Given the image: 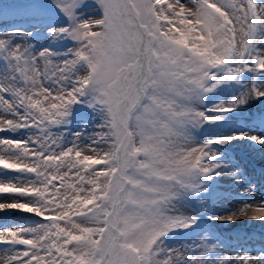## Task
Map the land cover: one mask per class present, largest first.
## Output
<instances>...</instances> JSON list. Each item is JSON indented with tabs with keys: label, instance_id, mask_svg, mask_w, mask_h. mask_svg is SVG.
<instances>
[{
	"label": "snow or ice",
	"instance_id": "obj_1",
	"mask_svg": "<svg viewBox=\"0 0 264 264\" xmlns=\"http://www.w3.org/2000/svg\"><path fill=\"white\" fill-rule=\"evenodd\" d=\"M14 10L33 30L0 27V264H264L193 209L224 179L245 195L208 221L264 223V186L217 151L264 136L192 134L264 101V0H20L0 24Z\"/></svg>",
	"mask_w": 264,
	"mask_h": 264
},
{
	"label": "rangeland",
	"instance_id": "obj_2",
	"mask_svg": "<svg viewBox=\"0 0 264 264\" xmlns=\"http://www.w3.org/2000/svg\"><path fill=\"white\" fill-rule=\"evenodd\" d=\"M0 2L3 3H13V2H20V0H0ZM97 5L92 4L90 9L86 13L87 18L94 17L96 15H102L101 13L95 12L93 9H95ZM5 20H7L8 24H0V27H7L8 29H23V30H33V25L30 21L27 19L22 18V13H18L17 11H12L10 14L4 17ZM64 46L70 47L71 44L69 42H62ZM63 50V48H61ZM238 85H230L225 86L222 89H218L216 92L209 94L206 98L203 104H198V107L203 110L205 107H212L219 103H228L233 96L236 94L238 90ZM261 111H264V101H255L250 103L248 106H246V110L241 111L237 110V113H229L227 116L218 123L215 124H204L202 127L194 130L192 133L197 140L204 141L207 139H215L223 135H232L235 132L243 131L245 128L248 130V127H246L247 124L252 123L258 125L259 121L257 120H249L246 121L244 118L249 116V113H259ZM84 117L90 118V110H85L83 113ZM209 115H213L212 113H209ZM250 131V130H248ZM238 141L233 142L230 145H221L217 146V151L221 155V157L226 161H230L231 163L237 165L239 168L243 169L246 174L249 176L251 175L248 167H246L242 162V157L238 154H236V146H232L233 144H236ZM225 149L230 150V154H228ZM264 172V168L262 169ZM253 175V174H252ZM257 177V176H256ZM252 179V178H251ZM263 180V179H262ZM260 186H264V180L259 182H256ZM232 184L230 182H226L224 179H220L218 183L213 184L210 188V190L204 194V204L201 205L199 203L195 204L193 206L194 211L201 217L203 223L201 227L204 228H210L213 231L221 232V229L228 230V233H224L223 237L227 239V237L230 235V233H233L241 237L244 241L248 239V242L254 243V241L257 240V237L259 236L257 232H255L253 226L251 225H226V224H218L215 222H212L210 224V221L207 219V215L204 214L203 208H207L208 214H216L220 215L223 214L222 209L218 206L216 203L217 198L225 195L233 196L238 190L242 191V195H245L244 187H232L229 185ZM237 188V189H236ZM11 222H15V219ZM182 238V237H180ZM174 241H169V243H173ZM231 243H237L235 239L230 241ZM240 243V242H239ZM249 252H251L253 255H259L261 253V250H254L250 249Z\"/></svg>",
	"mask_w": 264,
	"mask_h": 264
},
{
	"label": "bare ground",
	"instance_id": "obj_3",
	"mask_svg": "<svg viewBox=\"0 0 264 264\" xmlns=\"http://www.w3.org/2000/svg\"><path fill=\"white\" fill-rule=\"evenodd\" d=\"M246 127H248V130L250 131H248L246 128L243 131H247L249 134L264 136V124H261L259 122V126H258L256 124L252 125V123H249L246 125ZM232 146H236L235 149L240 151L241 152L240 155H242V157L246 159V161H243V164L246 167H248L249 171L251 172L250 178H252L253 181L259 182V183L263 181L264 173H261L259 168L264 167V148H261L260 146L253 144L251 141H238L236 144H233ZM230 186L236 187L237 185L232 183L229 185V187ZM241 195H242V191L238 190L232 197L238 201ZM14 219L16 218L15 217L12 218L11 221H13ZM6 222H9L8 218L5 217L4 214H0V224L6 223ZM246 224L251 225L260 231L261 230L264 231V223L259 222V221H241V222H238L236 225L244 226ZM260 239L262 241L264 240V234L260 235Z\"/></svg>",
	"mask_w": 264,
	"mask_h": 264
}]
</instances>
